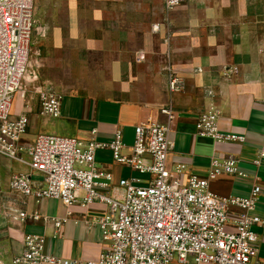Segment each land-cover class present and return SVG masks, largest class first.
<instances>
[{
	"label": "crops",
	"instance_id": "1",
	"mask_svg": "<svg viewBox=\"0 0 264 264\" xmlns=\"http://www.w3.org/2000/svg\"><path fill=\"white\" fill-rule=\"evenodd\" d=\"M33 5L31 84L13 95L10 109L11 118L27 117L20 138L25 150L18 159L0 154L1 203L16 218L11 229L20 244L16 255L27 235L42 236L45 252L71 260H94L108 246L95 224L104 205L66 208L57 200L35 202L9 190L14 175L31 174L35 184L40 180L29 168L26 150L36 136L71 137L84 145L108 142L119 131L122 153L129 155L134 126L158 122L167 125L172 143L167 168L181 167L173 175L177 183L189 175L204 178L212 158L233 156L245 176L220 175L209 182V190L219 197L245 198L258 185L253 214L260 223L252 227L257 257L251 264H264V160L253 164L264 143L262 0L254 7L234 0H181L172 11L162 0H35ZM171 77L178 80L177 92L169 90ZM46 88L60 96L56 118L40 113L38 93ZM212 109L219 112V130L243 136V143H216L196 134L198 116ZM94 160L111 175L112 185L121 179L146 183L115 163L108 149L97 150ZM67 212L58 231L44 220ZM236 214L230 210L229 220Z\"/></svg>",
	"mask_w": 264,
	"mask_h": 264
},
{
	"label": "built area",
	"instance_id": "2",
	"mask_svg": "<svg viewBox=\"0 0 264 264\" xmlns=\"http://www.w3.org/2000/svg\"><path fill=\"white\" fill-rule=\"evenodd\" d=\"M33 1L0 0V154L13 159L25 150L20 138L27 129V117L11 118L10 109L27 66ZM162 4L166 11H172L181 0H162ZM168 86L171 92L179 90L174 77ZM38 97L41 115L59 116L58 94L46 88ZM218 119L216 109L200 114L196 134L216 143L244 142L241 135L221 132ZM171 146L167 125L158 122L134 126L129 155L122 153L125 147L119 131L108 142L84 145L71 137L36 136L26 150L29 168L40 180L35 184L31 174L14 175L9 190L35 202L57 200L66 208L73 204L81 208L94 203L104 205L106 211L95 224L108 246L94 260H71L45 252L42 236L27 235L22 251L11 264H168L173 260L178 264H251L257 257L252 227L260 223L253 214L260 194L258 185L245 198L219 197L209 190V182L220 175L245 176L233 156L212 158L204 178L189 175L185 183H177L173 175L181 167L169 170L166 166ZM101 149H108L115 163L147 175L146 183L121 179L112 185L111 175L95 164L94 154ZM262 160L264 143L253 164L258 166ZM232 209L237 214L230 221ZM68 215L44 220L48 219L58 231Z\"/></svg>",
	"mask_w": 264,
	"mask_h": 264
},
{
	"label": "rangeland",
	"instance_id": "3",
	"mask_svg": "<svg viewBox=\"0 0 264 264\" xmlns=\"http://www.w3.org/2000/svg\"><path fill=\"white\" fill-rule=\"evenodd\" d=\"M241 1V2H240ZM245 1V2H244ZM234 0L235 5H244L254 7L258 4H261V0ZM35 2V0H34ZM264 4V0H262ZM34 9V5H33ZM30 77V67L27 62L25 74L20 82L19 89L24 90L26 86L30 85L31 82L29 80ZM17 91V92H18ZM16 92V93H17ZM139 178H141L144 181H147L148 176L147 175H139ZM16 221V218L14 216H10V210L8 207H4L1 203V196H0V264L6 263L10 261L15 255L20 247L18 239L15 237V232H13L11 229L14 224L13 222ZM16 223V222H15Z\"/></svg>",
	"mask_w": 264,
	"mask_h": 264
}]
</instances>
